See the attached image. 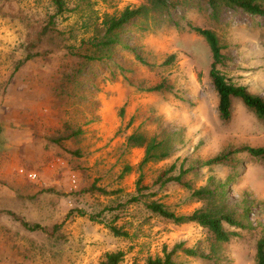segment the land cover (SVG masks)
I'll list each match as a JSON object with an SVG mask.
<instances>
[{"label": "rangeland", "instance_id": "rangeland-1", "mask_svg": "<svg viewBox=\"0 0 264 264\" xmlns=\"http://www.w3.org/2000/svg\"><path fill=\"white\" fill-rule=\"evenodd\" d=\"M63 1L65 11L53 26L63 34L43 36L56 13L53 0H0V264H102L117 252L124 254L119 264H147L179 243L197 255L178 251V264H257L264 158L236 153L234 168L203 163L229 149L264 147V122L239 99L230 123L220 120L211 50L194 29L212 30L223 57L218 69L264 98V19L228 8L215 17L205 1L188 0L158 25L153 14L138 22L149 30L130 25L121 33L147 64L117 48L113 60L69 76L78 60L67 47L85 53L90 45L81 47V41L103 36L106 15L145 1ZM30 50L40 55L15 70ZM162 81L171 92H147ZM78 128L83 133L72 137ZM135 132L148 140L174 135L170 157L138 169L144 148L127 145ZM174 164L172 174L183 167V179L195 189L211 185L223 193L243 225L224 224L228 242H216L199 224L178 225L148 211L151 202L177 215L203 206L178 184L154 185ZM141 177L149 190L141 202L128 203ZM11 213L47 232L27 230ZM110 227L126 234L116 236Z\"/></svg>", "mask_w": 264, "mask_h": 264}, {"label": "trees", "instance_id": "trees-1", "mask_svg": "<svg viewBox=\"0 0 264 264\" xmlns=\"http://www.w3.org/2000/svg\"><path fill=\"white\" fill-rule=\"evenodd\" d=\"M145 2L139 7H126L120 15H106L102 26L104 28V34L101 38H93L89 41L82 40L81 47L90 45V48L85 53L81 52L79 48L67 47L68 54L78 60L77 64L72 68V73L69 76H81L88 65L92 62H103L105 60L110 61L114 59L116 55V49H123L134 54L136 60L142 64H147L145 59L136 52L132 47L122 42L121 33L125 28L130 25H138L141 30H149L148 26L142 27L140 23L146 19L150 14L156 15L155 25H158L163 16L169 15L172 10L176 8L186 7L188 0H144ZM205 1L209 8L212 10V14L218 17L223 9L241 10L251 17H261L264 19V0H201ZM56 6V13L49 18V23L44 26L42 35L47 36L55 34L61 36L63 33L54 28V19L56 15L63 14L65 11V3L63 0H53ZM183 5V6H182ZM201 37L205 39L210 47L212 54V63L210 69V78L212 80V86L218 94V106L217 113L220 120L224 124L230 123L233 115V100L239 99L244 106L256 117L264 122V98L259 95L252 94L244 86L236 85L229 80L219 69L218 66L222 64L221 46L218 36L209 29H194ZM36 46L34 45L33 48ZM93 50V53H91ZM39 52H32L30 50L27 56L20 59L15 70H18L22 65L28 61L35 59L39 56ZM174 56L170 57L173 60ZM170 62V61H169ZM147 92H171V87L166 81H162L159 84L147 89ZM122 109L121 111H123ZM83 133L81 128L73 129L71 136L77 137ZM174 144V135H168L162 137L157 135L148 140L144 135L132 133L127 137L128 147L144 148V157L138 165V169L142 170L150 162H159L170 157L171 149ZM236 153H248L253 157L264 158V147H250L241 146L236 149H229L213 158L206 160L204 166L214 165H226L230 167H237L238 161L234 159ZM176 169V165H172L169 169L160 172L154 185L164 186L168 183L178 184L191 192L193 198L203 202V206L193 211L188 215H177L169 210L165 205L159 202H151L146 204V208L152 214L159 216L163 219L169 220L175 224H199L210 232L216 242L226 243L230 240L231 233L224 229V224H228L233 228H243V225L236 220L235 214L231 207L226 203L225 196L218 190V187L206 185L199 189H195L190 182L183 179L187 170L183 167L180 169L179 175H173L172 173ZM132 170V167H126L125 172L128 173ZM191 170V169H189ZM91 190H97L103 195H109L106 189L98 188L93 185ZM149 190L148 187L142 185V177L137 181V195L133 196L128 203H139L142 200V192ZM145 196V195H144ZM14 215L13 213H11ZM15 220L21 222V224L30 231H44L47 232L45 227L39 224H31L30 222L22 219L21 217L14 215ZM57 228V227H56ZM111 231L116 236H124L126 233L117 227H110ZM52 234V233H51ZM233 234V233H232ZM178 251H182L188 256H196L197 252L193 249H187L184 247V243L175 244L170 250L168 247H164L163 256H157L150 258L147 264H178L176 263L174 256ZM122 252L108 253L106 259L102 264H119L123 258ZM257 264H264V240H260L257 246Z\"/></svg>", "mask_w": 264, "mask_h": 264}, {"label": "built area", "instance_id": "built-area-1", "mask_svg": "<svg viewBox=\"0 0 264 264\" xmlns=\"http://www.w3.org/2000/svg\"><path fill=\"white\" fill-rule=\"evenodd\" d=\"M29 177H30V178H35V177H36V175H35V174H33V175H32V174H30V175H29Z\"/></svg>", "mask_w": 264, "mask_h": 264}, {"label": "crops", "instance_id": "crops-1", "mask_svg": "<svg viewBox=\"0 0 264 264\" xmlns=\"http://www.w3.org/2000/svg\"><path fill=\"white\" fill-rule=\"evenodd\" d=\"M106 107L108 108V110L110 109V106L107 104Z\"/></svg>", "mask_w": 264, "mask_h": 264}, {"label": "bare ground", "instance_id": "bare-ground-1", "mask_svg": "<svg viewBox=\"0 0 264 264\" xmlns=\"http://www.w3.org/2000/svg\"><path fill=\"white\" fill-rule=\"evenodd\" d=\"M107 111H108V108L106 107L105 112H107Z\"/></svg>", "mask_w": 264, "mask_h": 264}]
</instances>
